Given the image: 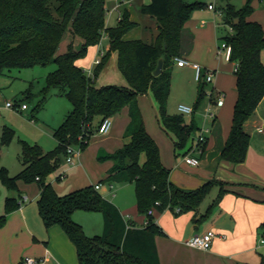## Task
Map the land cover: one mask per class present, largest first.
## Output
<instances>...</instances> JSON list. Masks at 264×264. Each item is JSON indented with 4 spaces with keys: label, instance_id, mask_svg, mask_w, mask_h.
I'll list each match as a JSON object with an SVG mask.
<instances>
[{
    "label": "trees",
    "instance_id": "obj_1",
    "mask_svg": "<svg viewBox=\"0 0 264 264\" xmlns=\"http://www.w3.org/2000/svg\"><path fill=\"white\" fill-rule=\"evenodd\" d=\"M106 2L59 0L53 7L52 0H0V75L11 67L56 63L57 68L47 75L41 90L43 100L57 89L72 103L71 111L54 131L57 147L44 151L39 144L20 139L24 168L12 175L8 168L0 165V179L8 189H17L19 180L38 183L41 190L38 207L45 226L58 224L63 227L76 245L80 264H162L156 237L164 234V230L149 210L155 207L161 212L167 209L174 213L194 211L197 215L214 185H220L217 201L227 192L225 182L215 179L195 189L175 184L170 177V168L162 161L159 144L146 128L139 104V96L151 92L158 105L161 124L173 136L176 149L186 150L185 155L193 149L194 134L200 130L196 119L188 122L183 114H170L168 101L175 57L182 56L186 49V22L195 10L206 4L199 0L144 3L141 11L154 17L158 26L153 40L147 42L141 38H126L138 25L129 9L123 12L117 25L108 26ZM252 2L247 0L237 8L227 1L221 6L223 20L218 25L223 33L221 42L224 40L232 46L230 61L238 65L235 70L238 95L232 126L220 154L221 159L234 163L244 162L247 158L251 135L245 125L264 99L261 57L264 27L260 22L248 19L254 11ZM69 33L72 40L67 49L60 52ZM104 34L109 38L110 48L91 76L79 60L86 56L91 46L101 43ZM77 38L79 43H76ZM113 52L117 54L118 68L128 85L97 86V77ZM160 58L164 59L163 70L156 75ZM207 83L201 81L195 110L207 94ZM124 109H128L131 118L124 134L126 142L104 157L113 161L104 181L135 184L138 210L147 217L145 225L126 219L120 208L105 198L94 184L62 195L47 182L48 175L62 163L61 156L67 153L68 145L86 147L101 121L106 117L113 118ZM35 111L37 113L38 109ZM98 117L100 120L96 125ZM13 137L14 130L5 125L2 142H9ZM19 200L18 197L6 198L0 226L6 223L11 212L21 207ZM177 208H180L179 212ZM77 210L102 212L104 232L88 235L83 225L74 219ZM259 235L264 236V222L259 226ZM259 264H264V254Z\"/></svg>",
    "mask_w": 264,
    "mask_h": 264
},
{
    "label": "crops",
    "instance_id": "obj_2",
    "mask_svg": "<svg viewBox=\"0 0 264 264\" xmlns=\"http://www.w3.org/2000/svg\"><path fill=\"white\" fill-rule=\"evenodd\" d=\"M150 1L147 0L146 2ZM186 1L193 2V0ZM227 1L239 8L247 0H224L223 3L225 2L224 4H226ZM204 3L206 4L205 7L195 10L192 17L186 22V49L182 56L202 63L204 70L214 71L215 78L212 82L211 91H222L226 94V98L224 104L218 106L210 97L209 104H207L202 112L203 116L197 111L198 109L192 115L185 116L188 122L195 118L200 128L212 121V132L207 142L203 145L202 152L191 150L188 153L199 156L201 164L193 166L186 163L184 160V152L186 150L176 149L173 136L161 124L158 105L151 92L141 94L139 96V104L143 112L146 128L159 144L162 161L171 170V180L178 186L187 189L199 188L213 179L220 180L225 182L227 192L217 201L220 185H214L208 196L201 203L197 215H195L194 211L174 213L170 209L163 212L156 210L153 214L154 218L164 230V234L156 237V243L162 264H259L262 254H264V244L259 243L261 239L259 226L264 222V147L250 144L247 158L241 163H234L220 158L222 147L230 134L234 105L238 95L234 69L235 63L232 62V65H230L227 63L229 61L222 62V60L216 57L220 37L223 34L218 29L219 23L223 20V13L221 7L217 9L216 2L213 0L204 1ZM252 3L254 11L248 19L258 21L264 27V0H253ZM210 4H214V8H210ZM117 8L118 4L110 11L114 12ZM121 16H119V19ZM153 19L155 20V29L154 34L152 33L151 35V41L158 30L157 21L154 17ZM133 20L135 19L133 18ZM129 33L126 35V38H139L131 37ZM104 37L108 39V43L105 46L99 45V53L101 52L102 56L110 48L107 34H104ZM79 42L80 39L77 38L76 43ZM65 43L67 45L66 39ZM98 55H95L92 66L89 69L93 70L96 67L97 63H95V60L100 58ZM113 57L116 58L115 63L118 68L117 54L113 52L109 62L100 72L102 77L100 74L97 77V86L105 84L128 85L119 68V73L123 78H120L118 82L115 83L108 80L106 76H103L107 74L108 69L111 67L110 63ZM261 57L264 62V50ZM174 68L176 70L175 75L179 74L182 76L180 77L182 86L185 85V81L192 82V78L195 77V69L192 66H179L175 63ZM228 77L231 80L232 78L235 80L236 94L233 100L231 118L223 122L220 119L219 111L227 104L228 93L226 82ZM5 84L8 85L9 83L7 84V81L6 83L0 82V94L3 93L2 89L6 86ZM263 103L264 99L259 104L254 115L246 122L245 129L249 133L250 128L257 127L264 119V111L261 112V105ZM209 106L216 113V117L212 120H205V111ZM27 109H29V105L23 110ZM8 111L9 114L15 113L10 108ZM98 118L100 120V117ZM112 119L113 126L109 133L101 135L95 132L91 136L89 142L91 140L96 142L99 140L103 146H98L95 158H93V155L86 156V159L83 158V162L85 161L86 165L90 167V165L96 162V157L99 158L103 165L100 166L102 175L98 181H91L90 184H100L101 187L98 190H101L102 195V191H104L112 193V196H116V184L126 182L104 181L113 166V161L104 157L110 156L125 144L126 138L124 134L131 118L128 109H124ZM5 120L8 124L15 127V124L11 123L8 118ZM258 133L263 135L264 141V132L258 131ZM250 135L252 138L251 133ZM19 139L21 138L19 137ZM83 162L80 157V161L76 165H81ZM90 178L92 177L90 176ZM20 181L22 180L18 181V194H12L5 186L0 185V215L5 212V202L8 196L21 198L24 193L30 197L27 202L33 200V196L27 193V185L22 186V182ZM40 193L41 190L38 185V194L35 196L37 200L40 198ZM109 200L120 208L126 219H131L140 225L146 224V217L137 213L135 203L128 207L124 205L122 200ZM76 214L77 212L74 213V219L79 223L82 222L80 221V216L76 217ZM95 217H98L99 220L101 216ZM208 229L224 233L227 237H216L212 247L208 250L197 249L185 243L194 234L202 233ZM26 256L42 259L41 264H80L76 245L61 225L56 224L47 228L37 210L21 206L19 209L11 212L8 215L6 223L0 226V264H24Z\"/></svg>",
    "mask_w": 264,
    "mask_h": 264
},
{
    "label": "rangeland",
    "instance_id": "obj_3",
    "mask_svg": "<svg viewBox=\"0 0 264 264\" xmlns=\"http://www.w3.org/2000/svg\"><path fill=\"white\" fill-rule=\"evenodd\" d=\"M147 0H107V25H116L118 23L119 16L123 14L126 9H130L133 14V18L139 22L137 28H134L129 34L131 37H139L144 41L150 42L151 35L154 34L155 29V20L149 14H144L141 11V7L143 3H147ZM195 0H193L194 2ZM209 1V0H202ZM216 2L217 9L221 7L224 0H213ZM59 0H52V6L55 7L58 5ZM118 4V8L116 11L111 12L114 7ZM130 36V35H129ZM72 40V35L69 33L66 35V42ZM108 39L103 36L101 40V46L107 45ZM221 43V39H220ZM219 43V45H220ZM91 46L88 49L86 56L79 60V63L83 65V67L88 71L87 73L93 76L92 72H89V68L92 66V62L95 58L96 54H99L98 57L102 58L101 52L99 53V45ZM67 49V45L65 40L60 46V52H64ZM219 48H217L216 57L222 60V62H227L223 54L218 53ZM116 58L113 57L111 59V67L108 69L106 76L108 80L113 82H118L121 77L119 70L116 66ZM200 63V62H199ZM232 65V62H227ZM202 66L203 64L200 63ZM57 68L56 63L51 64H35L32 66H24V67H11L7 68L3 74L0 75V82L7 84L3 87V93L0 94V165L8 168L10 174L16 175L20 173V171L24 168L21 160V142L19 137L22 140H26L32 144H39L44 151H49L57 147L58 140L54 136V131L58 128L65 117V114L72 109V103L67 96L60 95L57 89H53L47 99L44 101L43 94L41 92L42 88L46 83L47 75L54 71ZM175 68L173 70L172 77V90L171 95L168 101V112L170 114H183L184 116L192 115L187 113H182L178 110V104L183 102V104L192 106L195 108V103L198 98V90L201 84V81L192 78V82L185 81V85L182 86V77L179 74L175 75ZM103 74V73H102ZM101 75V74H100ZM120 76V77H119ZM102 77V75H101ZM226 90H227V104L226 106L219 111L220 119L222 121L228 120L231 118V110L233 107V100L235 99L236 87L235 80L228 77L226 82ZM213 83L208 82L206 84L207 94L197 110L203 116V110L210 102V96L208 95L211 92ZM8 101H14L20 104V107L11 108L7 106ZM27 102L29 105V109L23 110L21 105ZM44 102V104H42ZM9 108L15 111V113L9 114ZM36 109H38L36 113ZM264 111V103L261 105V112ZM34 112L36 113L33 116ZM217 112V110H216ZM264 113V112H263ZM160 117V116H159ZM9 119L11 123L15 124V127L8 124L5 119ZM99 121V118L96 119V125ZM8 125L14 130V137L6 143L2 142L1 135L3 132V126ZM212 125V121L210 122ZM250 133L252 134L251 143L255 146L264 147L263 135L258 133L257 127L250 128ZM99 134L98 132H96ZM102 135V134H101ZM195 137L197 133L194 134ZM262 139V140H261ZM191 145V141L189 142ZM75 149H81V160L83 162V158L86 159V156L93 155L95 158V153L99 145L103 146L99 142V140L89 142L86 147H83L80 144H73ZM184 151V150H183ZM62 163L53 170L47 177V182H51L58 193L64 195L69 193L72 190L79 189L85 187L90 184L91 181L95 182L102 175V170L100 166H103L100 162L99 158L96 157V162L90 167L86 165L84 161L83 164L71 165L67 162V154H62ZM99 157V155H98ZM144 158V156H143ZM99 164V165H97ZM65 173V177H61V174ZM90 176L92 178H90ZM92 179V180H91ZM22 182V186L27 185V190L30 195L33 196V200L31 202L23 203V208H33L37 210V213L40 215L38 200L35 197L38 194V185L36 181L33 182ZM0 185H6L0 179ZM7 188V187H6ZM12 194H18L17 189H8ZM116 196H112V193L103 192V196L108 199L118 201H123L125 206H131L134 203L136 204L135 210L139 214L138 206H137V196L135 184L132 182H126L122 184H116ZM101 191V190H100ZM24 195V193H23ZM76 217L80 216V222L85 232L90 235L102 234L104 232V216L102 212L99 211H85V210H77ZM97 214V215H96ZM142 214V213H140ZM146 217L145 214H142ZM93 216V217H91ZM101 216L98 220V217ZM129 217V215H128ZM40 218L43 221L41 215ZM147 220V217H146ZM45 225V224H44Z\"/></svg>",
    "mask_w": 264,
    "mask_h": 264
},
{
    "label": "built area",
    "instance_id": "obj_4",
    "mask_svg": "<svg viewBox=\"0 0 264 264\" xmlns=\"http://www.w3.org/2000/svg\"><path fill=\"white\" fill-rule=\"evenodd\" d=\"M210 8H214V4H210L209 5ZM219 54H223L225 56V59L227 61L231 60V55H232V46L227 43L226 41H222L219 45ZM101 60V58H98L95 60V63H99ZM175 63L179 66H192L195 69V78L198 81H206V82H213L214 78H215V72L212 70H204L203 66L196 61H192L184 56H176L175 57ZM238 67V65L235 63L234 69L236 70ZM89 72H92V69H89ZM209 96L215 101L214 103L217 104L218 106H221L224 104L225 102V98H226V94L222 91H217L215 92L214 90H212L209 93ZM7 106L11 107V108H16V107H20V104L14 101H8L7 102ZM27 104L23 103L21 105L22 109L27 108ZM179 110L182 113H187V114H193L195 111V108H193L192 106L186 105V104H179ZM205 120L207 119H215L216 117V113L213 111L212 107L209 106L206 111H205ZM113 126V119L110 117H106L104 118L98 129L97 132L100 134H107L110 132L111 128ZM257 129L259 132H264V119L262 121L261 124H259L257 126ZM212 132V125L210 123H206L204 124L200 130L197 133V136L195 137L194 140V147H193V151H198V152H202V147L203 145L207 142L209 135ZM81 149H75L73 144H70L67 146V162L70 163L71 165H76L79 161H80V157H81ZM184 160L186 161V163L193 165V166H198L201 164V158L199 156L194 155L193 153L187 154L184 156ZM66 174L63 173L61 174V177H65ZM101 187L100 184H96V188L99 189ZM30 197L27 194H24L21 196L19 202L21 204V206L23 205V203H25L26 201H29ZM177 210L179 211L180 208H177ZM156 211L155 207H152L149 210V214H154V212ZM147 222V221H146ZM222 237V238H226L227 235L224 233H218L216 230L214 229H208L202 233H197L194 234L192 237L188 238L185 243L191 247L197 248V249H202V250H208L212 247L214 239L216 237ZM260 244H264V236L260 239L259 241ZM42 263V259H38L37 257L34 256H26L24 259V264H41Z\"/></svg>",
    "mask_w": 264,
    "mask_h": 264
},
{
    "label": "water",
    "instance_id": "obj_5",
    "mask_svg": "<svg viewBox=\"0 0 264 264\" xmlns=\"http://www.w3.org/2000/svg\"><path fill=\"white\" fill-rule=\"evenodd\" d=\"M163 64H164V59L163 58H160L159 64L157 66V69L155 70V74L156 75H159L162 72V70H163Z\"/></svg>",
    "mask_w": 264,
    "mask_h": 264
}]
</instances>
